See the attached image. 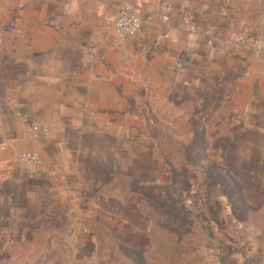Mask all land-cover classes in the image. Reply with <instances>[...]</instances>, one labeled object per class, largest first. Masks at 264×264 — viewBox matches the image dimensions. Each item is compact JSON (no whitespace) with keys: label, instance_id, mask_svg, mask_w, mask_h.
<instances>
[{"label":"rangeland","instance_id":"374dc122","mask_svg":"<svg viewBox=\"0 0 264 264\" xmlns=\"http://www.w3.org/2000/svg\"><path fill=\"white\" fill-rule=\"evenodd\" d=\"M95 1L0 0V264L263 262L264 0H195L180 53L142 40L110 101L61 103L55 49L126 41L132 1Z\"/></svg>","mask_w":264,"mask_h":264},{"label":"crops","instance_id":"0c3cea01","mask_svg":"<svg viewBox=\"0 0 264 264\" xmlns=\"http://www.w3.org/2000/svg\"><path fill=\"white\" fill-rule=\"evenodd\" d=\"M97 1V0H96ZM95 1V2H96ZM121 0H116V4ZM123 1V0H122ZM134 10L140 16L143 24V31L134 38L126 39L124 43L109 44L107 42L106 48L97 49L93 54L89 49L84 47H75L72 50L65 47L55 49L56 56L62 53L69 52V59L65 61L62 70H58V63L54 64L57 69L54 76H45L39 78V84L54 85L57 88L56 93L61 96L60 102H65V97L68 94L75 96V102H84L90 104L98 98V104H106L110 101V88L112 86H119L120 82H116L118 75L123 73L122 65L120 63L126 55H134L135 46L142 44L150 37L154 38H167L165 43L167 49H170L173 54L180 53L181 39L184 37L189 38L191 32L200 33L204 32V27H197L192 30L190 9L195 6V0H131ZM84 1L79 10L85 13H91L94 16L101 18L106 12L108 6L103 4L98 7H93V11L87 9L89 4ZM103 2V1H101ZM72 6V7H71ZM90 7V6H89ZM76 6L70 5L67 9L76 12ZM112 12L114 11L115 4L111 5ZM78 13V12H77ZM207 15V13H202ZM114 15V13H113ZM97 20V19H96ZM89 35V33L86 32ZM155 34V36H151ZM76 37V36H73ZM143 40V42H142ZM135 47V48H134ZM60 51V52H58ZM124 56V57H123ZM170 56V55H168ZM165 62L169 64L171 59L165 57ZM61 65V64H59ZM171 65V64H170ZM172 67V65H171ZM61 72V74H59ZM59 74V75H58ZM72 87L74 92H68L64 88ZM58 88H63L58 89ZM96 88V89H95ZM103 88V92H97ZM97 97V98H96ZM87 106V105H86ZM64 110V108H62ZM89 109L86 107V113ZM254 264H264L263 262Z\"/></svg>","mask_w":264,"mask_h":264},{"label":"built area","instance_id":"2783aa9c","mask_svg":"<svg viewBox=\"0 0 264 264\" xmlns=\"http://www.w3.org/2000/svg\"><path fill=\"white\" fill-rule=\"evenodd\" d=\"M114 22V31L116 36L121 40L136 36L142 27V22L138 13L128 4L123 3L117 11ZM36 156L23 155L20 160L25 163L35 162Z\"/></svg>","mask_w":264,"mask_h":264},{"label":"trees","instance_id":"16d2710c","mask_svg":"<svg viewBox=\"0 0 264 264\" xmlns=\"http://www.w3.org/2000/svg\"><path fill=\"white\" fill-rule=\"evenodd\" d=\"M191 150H192V146L190 145L189 146V152H191ZM188 153V152H187ZM189 160H190V158H189ZM191 161V160H190ZM163 207H164V213H166V211L169 209V210H174V207L173 206H171V205H167L166 203H163V205H162ZM173 212V214H176L177 216H180L182 219L184 218V216H185V211L184 210H177V211H172ZM163 213V214H164ZM179 223V222H178ZM183 224H185V223H183ZM180 226H182V224L180 223ZM96 231L99 233V234H101L102 235V233H101V231L98 229V228H96Z\"/></svg>","mask_w":264,"mask_h":264}]
</instances>
